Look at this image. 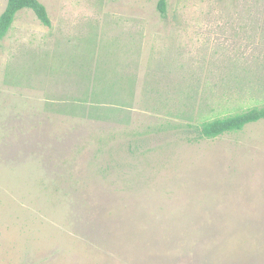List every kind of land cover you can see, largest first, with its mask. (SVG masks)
Returning a JSON list of instances; mask_svg holds the SVG:
<instances>
[{
    "label": "rangeland",
    "instance_id": "obj_1",
    "mask_svg": "<svg viewBox=\"0 0 264 264\" xmlns=\"http://www.w3.org/2000/svg\"><path fill=\"white\" fill-rule=\"evenodd\" d=\"M158 1L39 0L50 28L17 14L0 43V264H264V120L196 132L264 106V0H170L165 16ZM112 84L117 116L91 94Z\"/></svg>",
    "mask_w": 264,
    "mask_h": 264
},
{
    "label": "trees",
    "instance_id": "obj_2",
    "mask_svg": "<svg viewBox=\"0 0 264 264\" xmlns=\"http://www.w3.org/2000/svg\"><path fill=\"white\" fill-rule=\"evenodd\" d=\"M170 0H159L157 10L162 16H165L168 12ZM32 10L41 24L46 27H51V20L46 7L39 2V0H8L5 11L0 16V43L6 38L11 29L17 14L24 10ZM90 82V81H89ZM93 101L95 103H102L106 99L107 103L113 104L111 111H115V115L122 114L127 104L123 100V96L120 95V91L112 84L111 88L106 85L91 92ZM74 103V102H73ZM77 105L70 104L67 111L69 113L76 112ZM84 108V105L80 106V111ZM94 110H100L99 107H91ZM86 112V111H85ZM119 112V113H117ZM89 113V110L87 111ZM264 120V106L249 108L238 114L227 116L224 118H216L209 120L207 117H200V122L197 125L196 132L200 138L212 140L219 138L226 134L238 133L243 131L247 126L261 122Z\"/></svg>",
    "mask_w": 264,
    "mask_h": 264
}]
</instances>
